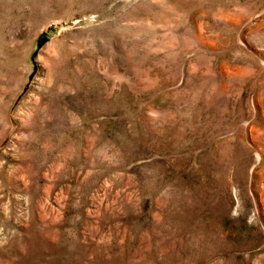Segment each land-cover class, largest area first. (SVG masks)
Returning a JSON list of instances; mask_svg holds the SVG:
<instances>
[{"label": "rangeland", "instance_id": "1", "mask_svg": "<svg viewBox=\"0 0 264 264\" xmlns=\"http://www.w3.org/2000/svg\"><path fill=\"white\" fill-rule=\"evenodd\" d=\"M0 264H264V0H0Z\"/></svg>", "mask_w": 264, "mask_h": 264}]
</instances>
